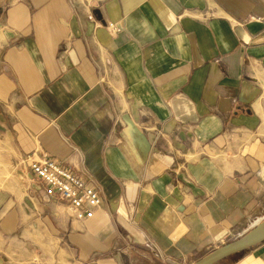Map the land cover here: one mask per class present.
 I'll list each match as a JSON object with an SVG mask.
<instances>
[{
    "label": "crops",
    "instance_id": "0c3cea01",
    "mask_svg": "<svg viewBox=\"0 0 264 264\" xmlns=\"http://www.w3.org/2000/svg\"><path fill=\"white\" fill-rule=\"evenodd\" d=\"M40 157L98 192L93 218ZM261 207L264 0H0V264H195Z\"/></svg>",
    "mask_w": 264,
    "mask_h": 264
},
{
    "label": "built area",
    "instance_id": "2783aa9c",
    "mask_svg": "<svg viewBox=\"0 0 264 264\" xmlns=\"http://www.w3.org/2000/svg\"><path fill=\"white\" fill-rule=\"evenodd\" d=\"M29 165L40 181L48 186L49 193L58 194L63 201L72 206L76 219L82 221L96 215L101 204L98 192L71 169L62 167L48 157L32 159ZM259 211L261 213L259 221H261L264 219V207L259 208Z\"/></svg>",
    "mask_w": 264,
    "mask_h": 264
},
{
    "label": "water",
    "instance_id": "95a60500",
    "mask_svg": "<svg viewBox=\"0 0 264 264\" xmlns=\"http://www.w3.org/2000/svg\"><path fill=\"white\" fill-rule=\"evenodd\" d=\"M264 242V219L257 222L246 233L236 240L217 249L213 253L199 260L195 264H215L216 262L236 253L260 245Z\"/></svg>",
    "mask_w": 264,
    "mask_h": 264
},
{
    "label": "rangeland",
    "instance_id": "374dc122",
    "mask_svg": "<svg viewBox=\"0 0 264 264\" xmlns=\"http://www.w3.org/2000/svg\"><path fill=\"white\" fill-rule=\"evenodd\" d=\"M5 177H6V176H5ZM7 178H8V177H7ZM248 230H249V229H248ZM248 230H247V231H248ZM247 231H246V232H247ZM246 232H244V233H246ZM244 233H242V234H244ZM242 234H241V235H242ZM238 237H239V236H238ZM238 237H237V238H238ZM231 242H232V241H231ZM226 244H227V243H226Z\"/></svg>",
    "mask_w": 264,
    "mask_h": 264
}]
</instances>
